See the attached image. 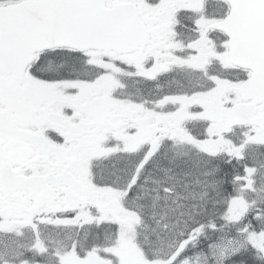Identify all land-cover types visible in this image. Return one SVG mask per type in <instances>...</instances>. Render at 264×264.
<instances>
[{
    "label": "snow or ice",
    "instance_id": "1",
    "mask_svg": "<svg viewBox=\"0 0 264 264\" xmlns=\"http://www.w3.org/2000/svg\"><path fill=\"white\" fill-rule=\"evenodd\" d=\"M0 264H264V0H0Z\"/></svg>",
    "mask_w": 264,
    "mask_h": 264
}]
</instances>
